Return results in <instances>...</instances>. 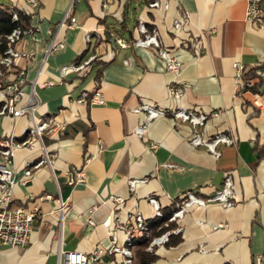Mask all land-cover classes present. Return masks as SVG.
<instances>
[{
	"label": "crops",
	"instance_id": "1",
	"mask_svg": "<svg viewBox=\"0 0 264 264\" xmlns=\"http://www.w3.org/2000/svg\"><path fill=\"white\" fill-rule=\"evenodd\" d=\"M152 1L40 0L30 16L27 25L34 35H24L14 47L32 55L16 61L5 79L15 81L16 70L24 67L21 104L37 82L36 117L53 116L67 128L63 134L45 137V147L57 155L52 168L41 166L30 179L24 174L26 164L39 161L41 144L36 142L34 151L20 148L14 154L12 169L18 183L13 206L28 212L38 208L40 215L28 245L2 247L0 264H57L60 251L91 253L106 248L110 238L103 222L108 218L118 228L120 246L126 244L127 232L137 241L141 233L135 216L140 214L148 224L156 219L149 197L157 200L163 214H172L188 191L204 199L214 195L228 172L233 176L235 204L193 206L172 222L182 228L181 241L155 247L154 264H257L258 260L264 264V110L254 106L256 98L264 100V79H251L253 90L238 93L244 81L233 67L264 65V30L246 21V0H158L155 8L149 6ZM0 6L28 10L26 0H0ZM69 9L78 25L62 29L59 39L64 48L47 56L50 29ZM184 16L186 21L176 30L174 21ZM140 22L156 30L161 46L182 61L179 76L167 72L154 48L133 45L141 37ZM197 36L204 42L199 55L190 42ZM116 37L130 46L119 47ZM91 57L94 60L84 73H63V67ZM50 81L54 84L42 86ZM171 83L186 86L181 99L170 97ZM96 89L102 90L104 105L77 102L82 92ZM5 98L0 89V108ZM142 104L169 114L149 122L144 137H139L135 132L146 114L135 109ZM178 108L219 111V117L209 118L199 129L203 139L224 133L233 135L235 145L220 146L219 158L204 146H192L191 125L170 114ZM29 126L28 116L0 115V139H21ZM167 164L177 167L169 169ZM75 168L84 170L85 183H68L69 171ZM130 181L139 183L131 188ZM44 195L53 198L40 200ZM115 196L125 199L122 206L112 202ZM59 198L67 203L63 222ZM123 259L121 254L106 255L101 264H124Z\"/></svg>",
	"mask_w": 264,
	"mask_h": 264
},
{
	"label": "built area",
	"instance_id": "2",
	"mask_svg": "<svg viewBox=\"0 0 264 264\" xmlns=\"http://www.w3.org/2000/svg\"><path fill=\"white\" fill-rule=\"evenodd\" d=\"M28 4V10L23 11L26 15L33 16L40 6V0H26ZM246 13L245 19L247 22L254 24L256 27L264 30V10L263 3L264 0H246ZM159 1L154 0L150 2L149 6L152 8L159 7ZM12 8V20L13 22L18 21V11ZM21 11V10H20ZM186 21V17L174 21V28L176 30L180 29L182 24ZM78 25L77 20L71 15L70 9L65 13L61 22L55 27L50 29V42L47 49V56H49L54 51L63 49L65 44L59 39V34L62 29H74ZM138 30L141 35L139 39L133 42L135 47L143 48H154L159 58L165 63L167 72L173 74L174 76H179L183 70L182 61L175 55L170 54L166 49H164L158 39V33L156 30H150L144 23L140 22L138 25ZM34 29L29 27L27 29L16 28L10 35L7 36V49L5 50L3 56L0 58V88L3 84L5 87L2 91H5L6 98L0 108V115L11 116L14 119H18L22 116H28L30 120V126L23 140L15 139L13 137L0 139V256L1 249L4 246L10 247H25L30 242V237L32 233V225L35 220L40 215V210L34 208L33 211H26L21 206H13V189L17 185V180L15 179L14 171L12 169V163L14 159V154L16 150L20 148H27L30 151L35 150V143L39 142L42 147V154L39 161L35 163H27L25 169V176L30 179L36 169L41 166L48 165L52 168V163L56 157V152H49L44 145L45 137H55L56 135L63 134L66 131L67 125L64 122H60L53 116H43L37 118L35 115L36 108L38 107V97L35 93V88L37 82L33 85L32 94L29 95L28 100L21 104L25 93L23 91V85L25 83L26 69L23 67L16 70L17 78L15 81L7 82L5 79V74L7 71H11L16 61L20 59L29 60L32 53L19 52L15 49V45L22 39L26 34L34 35ZM87 40L90 41L91 38L87 35ZM115 41L117 45L123 49L130 46V43L123 39L122 37H116ZM191 47L193 51L199 55L203 51V38L202 37H192ZM94 57H91L85 61L79 63H74L69 66L62 68L63 73L74 72L77 74L84 73L88 67L92 64ZM234 70L236 72L237 78L242 80V75L245 68L240 63H234ZM257 78L264 79V67H260L256 70ZM243 82V80H242ZM53 82H48L43 84L53 85ZM247 85L249 91L254 87L251 81L247 83L243 82L238 85V93L243 92V89ZM186 86L175 85L173 83L169 86V95L174 99H181L186 92ZM247 89V90H248ZM246 90V91H247ZM78 103H88L90 105H104L105 98L101 89H96L93 93L82 92L81 96L77 100ZM254 106L258 110H264V100L256 98L254 101ZM136 113H145L146 120L143 124L139 125L136 129V135L139 137H144L147 130V125L149 122L169 114V111L158 108L156 105L142 104L135 109ZM173 119L177 122L188 123L192 128V137L190 139V144L192 146H204L207 150L212 153L216 158L222 155V150L220 146H233L236 141L233 135L217 133L215 137L206 141L200 132V128L204 127L206 122L211 117H219L220 112L205 113L203 111H196L190 108H178L170 111ZM153 150L157 149L156 144L151 145ZM166 167L169 169H175L177 166L174 164H167ZM86 174L82 168H75L69 171L70 185L77 183H85ZM139 181H130L131 188H134ZM234 181L231 173H225L222 188L215 192L214 195L208 199L197 196L192 191L186 192L182 200L176 203L172 209V214L168 219V223L178 222L182 219L188 211L193 206H206L209 203H219L224 208L232 207L234 202ZM53 197L51 195H44L40 200H51ZM112 202L118 207L124 204L125 199L120 196L112 197ZM62 222L64 219V209L66 202L59 198ZM149 202L156 209V217L163 218V212L161 211L160 205L154 197H149ZM114 218L118 219V211L114 213ZM136 228L141 233L145 239L150 240L148 250L153 251L155 247L164 245L169 241V237L172 234H180L182 231L181 227H176L175 229L168 230L158 237H152L151 231L149 229L148 223L140 215L135 216ZM165 224V225H168ZM88 224L94 226L95 223L91 219L88 220ZM103 226L108 230L110 245L106 248H98L91 253H83L78 251H60L59 259L57 264H101L102 258L106 255L111 256L115 254H121L123 256L124 264H135L134 261V236L131 232H127L126 244L120 246L118 244V228L112 226L111 218L106 219L103 222ZM214 229L219 228V226H214ZM120 229H124L120 226ZM154 264V263H151ZM257 264H262L261 260L257 261Z\"/></svg>",
	"mask_w": 264,
	"mask_h": 264
},
{
	"label": "trees",
	"instance_id": "3",
	"mask_svg": "<svg viewBox=\"0 0 264 264\" xmlns=\"http://www.w3.org/2000/svg\"><path fill=\"white\" fill-rule=\"evenodd\" d=\"M12 8H4L0 6V51H1V56H3L5 50L7 49V36L10 35L16 28H21V29H27L28 28V20L30 18L29 15H26L20 10L18 11V21L13 22L12 20ZM260 67H264V65L259 66V67H254L250 69H245L243 75H242V80L247 83L251 79L255 78L256 76V70ZM6 78V74H5ZM5 87V84L2 85V88ZM248 89L247 85L245 84V87L243 91H246ZM249 90V89H248ZM253 90V88L251 89ZM25 138L22 137L20 140H23ZM171 215L170 213H164L163 218H158L154 219V221L150 222L148 224L149 229L151 231L152 237H158L165 233L168 230H172L175 228V223H168V219ZM168 225H165L167 224ZM181 241L180 234H172L169 237V241L166 243L168 246H174L177 245ZM150 244L149 239H145L143 236H140V239L137 241H134V246H133V253H134V261L135 264H151L154 263L156 260V255H155V248L153 251L148 250V246Z\"/></svg>",
	"mask_w": 264,
	"mask_h": 264
}]
</instances>
